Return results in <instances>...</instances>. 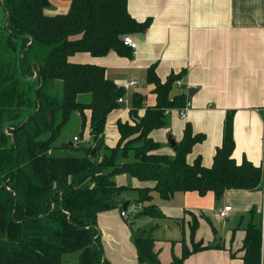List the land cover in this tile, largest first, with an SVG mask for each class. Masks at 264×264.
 <instances>
[{"label": "trees", "instance_id": "1", "mask_svg": "<svg viewBox=\"0 0 264 264\" xmlns=\"http://www.w3.org/2000/svg\"><path fill=\"white\" fill-rule=\"evenodd\" d=\"M50 5L51 0H0V264H64L73 253H79L78 264H109L98 215L125 202L129 188L117 184V175L148 183L137 189L138 205L151 202L152 192L168 201L178 192H212L221 199L229 190L261 188L262 167L233 156L234 112L227 115L212 167L200 157L188 163L194 146L206 138L189 123L175 157L159 153L152 131L166 127L165 111L183 108L187 98L172 97L185 72L162 81L155 65L146 79L156 105L147 106L143 95L133 93L130 120L118 121V143L101 155L107 121L126 90L104 67L72 63L70 57L110 52L130 57L133 50L123 37L143 34L151 20L136 21L128 0H72L68 13L56 16L45 13ZM76 113L83 128L89 123L91 140L58 145ZM7 128L12 135L5 134ZM76 137L84 140V131ZM160 215L154 205H145L133 217ZM197 228L194 220L192 239ZM134 242L140 264H161L150 235L140 232ZM203 249L201 243L184 246L172 264ZM241 251L243 264H262V217L255 209Z\"/></svg>", "mask_w": 264, "mask_h": 264}, {"label": "crops", "instance_id": "2", "mask_svg": "<svg viewBox=\"0 0 264 264\" xmlns=\"http://www.w3.org/2000/svg\"><path fill=\"white\" fill-rule=\"evenodd\" d=\"M71 4L72 0H51L45 13L66 14ZM128 12L140 23L151 20L141 34L142 39L139 34L131 35L138 48L130 57L115 52L103 57L89 53L70 57L72 63L104 67L107 77L118 86L133 80L140 82L128 90L131 91L130 101L125 103L128 116L122 119L123 112L117 114L116 126L119 120H130L133 93L143 95L147 106L156 105L153 87L146 79L152 65L162 81L184 71L182 86L175 85L172 97L186 96L189 89L191 105L185 118L172 110L167 114L168 128L152 131L151 138L161 145L159 153L174 158L171 140L181 142L189 123L195 133L206 138L194 146L188 163L200 157L205 167H212L217 148L223 142L225 120L228 113L234 112L233 156L238 163L246 158L261 166L264 177V0H128ZM167 131L175 139L170 137L167 141ZM117 136L119 140L118 130ZM116 182L129 188L124 194V200L131 202L129 210L140 206L136 202L137 189L148 183L127 174L117 175ZM263 201L264 181L259 190H229L221 199L212 192L205 196L178 192L164 201L157 192H152L151 202L142 206L154 205L160 216L134 218L135 213L127 212L123 217L122 206L98 215L104 256L109 264H140L134 236L145 232L153 238L161 264L181 259L184 246L192 248L198 243L204 249L193 253L183 264H243L241 248L251 211L255 209L261 214ZM226 205L233 211L220 220L217 211ZM194 220L198 228L192 239Z\"/></svg>", "mask_w": 264, "mask_h": 264}, {"label": "rangeland", "instance_id": "3", "mask_svg": "<svg viewBox=\"0 0 264 264\" xmlns=\"http://www.w3.org/2000/svg\"><path fill=\"white\" fill-rule=\"evenodd\" d=\"M130 94L131 91H128L125 95V99L129 102L130 101ZM149 95V94H148ZM126 104H122L120 105V107L118 108V110H116L113 114V117L111 118V120L108 122L106 129H105V137H104V148L100 150V154L103 155L104 154V150L106 147H112L115 146V144L117 143L118 140V136H117V126H116V120H115V116L119 113L123 112V116L122 119L126 118L128 116V112H126L127 109ZM112 120H115L112 122ZM168 127H164L161 129H158L156 131H160V130H166ZM84 131V136L87 137L89 139V125L88 127L85 126L84 128L81 125V118L78 117L76 114H74L69 123L65 126L64 130L62 131V134L60 136V138L57 141V144L60 145L62 143H73L74 142V137L75 136H79L81 131ZM170 137L172 139H175V137L172 135L171 132L166 133V139L167 141H169ZM87 140H81L79 143L81 145H85L86 143H88L89 141ZM75 144H78L76 142H74ZM123 175V174H121ZM263 206V204H262ZM142 205L141 206H137V211H140L142 209ZM78 258H79V253H73V254H69L66 257H64V264H78Z\"/></svg>", "mask_w": 264, "mask_h": 264}, {"label": "built area", "instance_id": "4", "mask_svg": "<svg viewBox=\"0 0 264 264\" xmlns=\"http://www.w3.org/2000/svg\"><path fill=\"white\" fill-rule=\"evenodd\" d=\"M123 44L127 47H129L130 49H132L133 51H136L137 48H138V43L137 41L131 36V35H127V36H124L123 37ZM140 84L139 81L137 80H133V81H130V82H127L123 88L126 90V92L134 87V86H138ZM176 86L178 87H181L182 86V82L181 80L177 81ZM189 89L187 91V94H186V98H187V101H186V104L183 108L181 109H176L179 114L185 118V114L187 112V110L190 108V100H189ZM127 102V100L125 99V96L123 97H120L117 101L118 104L122 105V104H125ZM170 111H172L171 109H167L165 111L166 114L170 113ZM5 134L6 135H12L11 133V130H9L8 128L5 130ZM74 142L76 143H79L80 142V139L78 137H74ZM264 167V166H263ZM263 181H264V177H263ZM141 206V205H140ZM137 208L134 207L132 210H136ZM233 211V208L229 205H226L222 208H220L218 211H217V217L220 219V220H224L226 219ZM122 216L123 217H126L127 216V212L126 211H123L122 212ZM261 217H262V234H263V256H262V264H264V201H263V206H262V210H261Z\"/></svg>", "mask_w": 264, "mask_h": 264}, {"label": "water", "instance_id": "5", "mask_svg": "<svg viewBox=\"0 0 264 264\" xmlns=\"http://www.w3.org/2000/svg\"><path fill=\"white\" fill-rule=\"evenodd\" d=\"M139 38L142 39V35H141V34H139ZM193 93H194V91L191 92V94H193ZM27 120H28V119H26V121H27ZM171 145H172V147H175L176 143H175L173 140H171ZM94 153H95V152H94ZM130 204H131L130 201H125V202L123 203V205H122V210H123V211H126V212H129L131 215H133V214L135 213V211H134V210H129Z\"/></svg>", "mask_w": 264, "mask_h": 264}]
</instances>
